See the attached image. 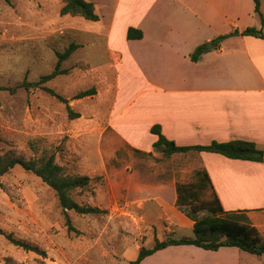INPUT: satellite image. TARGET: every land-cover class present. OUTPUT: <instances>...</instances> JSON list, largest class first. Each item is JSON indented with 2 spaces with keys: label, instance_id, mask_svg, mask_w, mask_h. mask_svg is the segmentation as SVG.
Instances as JSON below:
<instances>
[{
  "label": "rangeland",
  "instance_id": "rangeland-1",
  "mask_svg": "<svg viewBox=\"0 0 264 264\" xmlns=\"http://www.w3.org/2000/svg\"><path fill=\"white\" fill-rule=\"evenodd\" d=\"M85 1L97 3L95 13L105 19L116 2ZM260 1L264 12V0ZM61 6L62 0H0V88L8 89L0 92V157L54 155L67 175L92 179L86 189L73 194L74 200L103 212L84 216L69 212L74 228L69 232L53 191L15 167L0 177V229L38 246L46 258L25 252L0 235V264H129L127 257L138 248H151L155 237L164 241L193 236L192 225L177 212L184 213L171 204V191L175 184L196 183L202 169L195 152L157 160L105 129L114 97L113 79L101 76L111 72L108 30L101 31L97 22L60 17ZM241 6L249 9L254 4L248 0ZM72 44L78 49L61 65L68 73L44 87L68 100L81 115L75 120H69L65 105L45 91L20 87L50 74L56 53ZM90 88L95 96L74 99ZM156 198L170 210L168 216L160 213L159 220H152ZM205 216L201 212L196 217ZM244 255L252 264H264V256Z\"/></svg>",
  "mask_w": 264,
  "mask_h": 264
},
{
  "label": "crops",
  "instance_id": "crops-1",
  "mask_svg": "<svg viewBox=\"0 0 264 264\" xmlns=\"http://www.w3.org/2000/svg\"><path fill=\"white\" fill-rule=\"evenodd\" d=\"M242 3L248 0H116L110 16L99 17L101 31L108 30L111 63L110 74L101 76L113 79L114 93L105 129L114 139L150 152L157 140L150 130L159 126L178 147L241 140L264 152V40L240 35L246 28L264 34V25L254 7L242 9ZM130 28L141 31L142 38L128 40ZM234 32L239 35L229 37ZM219 36L226 38L218 47L205 49ZM200 46L204 53L192 62ZM195 154L223 211L244 213L264 241V162ZM172 189L171 204L178 210ZM154 202L151 219L168 216L170 207L165 210L158 198ZM139 249L127 257L129 262ZM244 254L236 248L170 246L140 264H252Z\"/></svg>",
  "mask_w": 264,
  "mask_h": 264
},
{
  "label": "trees",
  "instance_id": "trees-1",
  "mask_svg": "<svg viewBox=\"0 0 264 264\" xmlns=\"http://www.w3.org/2000/svg\"><path fill=\"white\" fill-rule=\"evenodd\" d=\"M7 1V0H5ZM254 13L260 19L261 25H264V17L260 10V0H253ZM59 16H69L72 18H82L88 22H98L99 17L95 13L94 4L85 0H62V6L59 10ZM264 40L262 29L246 28L240 34ZM142 33L139 30L128 29V40H140ZM226 38L219 36L211 41L213 48ZM78 49L77 45L72 44L64 53H56L57 63L54 70L39 81L33 83L23 82L20 87L25 90L40 89L45 91L51 97L56 98L65 105L69 120L79 119L81 115L75 113L69 106L68 100L55 93L52 89L44 87V84L52 81L58 76L66 75L68 72L61 69L63 62L67 61L70 56ZM204 53V46L198 47L190 56L192 62H198L200 56ZM8 89H2L5 91ZM14 92V90H11ZM96 95L94 88H90L75 96V100H82ZM150 133L157 138L153 144L152 150L143 153L152 156L157 160L168 159L173 155L186 154L189 152H206L221 155L231 160H242L263 163L264 152L257 149L255 144L247 141H230L226 143L213 142L209 146L197 147H178L174 142L168 141L162 134L159 126L151 128ZM139 152V151H137ZM140 153V152H139ZM15 167H20L24 172L30 173L41 180L49 189H51L58 201V206L65 225L69 232L74 231L71 224L69 212L77 215H97L102 213L99 208L78 204L73 194L76 191L86 189L91 180L88 176H69L65 173L62 166L55 161L54 155H43L39 158L26 159L16 155H5L0 157V177L9 173ZM197 182L193 184H175V206L182 211L184 215L192 222L191 238L173 239L167 238L160 242L154 239L152 248L141 247L135 260L129 264H140L147 257L170 246H194L206 251H217L220 248H236L242 252L254 256H264V241L258 230L249 223L244 213H225L213 190L210 179L206 171L202 170L196 173ZM206 213L204 218H197L199 213ZM0 235L5 238L11 245L22 249L25 252L36 254L46 258V252L36 245H31L22 240L15 239L12 234H6L0 229Z\"/></svg>",
  "mask_w": 264,
  "mask_h": 264
},
{
  "label": "water",
  "instance_id": "water-1",
  "mask_svg": "<svg viewBox=\"0 0 264 264\" xmlns=\"http://www.w3.org/2000/svg\"><path fill=\"white\" fill-rule=\"evenodd\" d=\"M238 35H239L238 32H234V33L230 34L229 37H236V36H238ZM209 48H211V44H207V45L205 46V49H209Z\"/></svg>",
  "mask_w": 264,
  "mask_h": 264
}]
</instances>
